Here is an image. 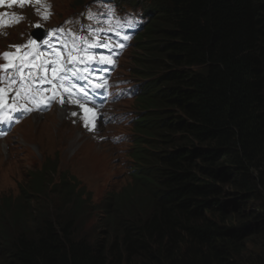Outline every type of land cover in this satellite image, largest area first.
Instances as JSON below:
<instances>
[{"label":"trees","instance_id":"obj_1","mask_svg":"<svg viewBox=\"0 0 264 264\" xmlns=\"http://www.w3.org/2000/svg\"><path fill=\"white\" fill-rule=\"evenodd\" d=\"M132 6L147 19L129 67L143 82L133 180L104 211L113 240L77 235L91 198L44 162L29 190L0 196V264H242L244 241L264 237V0ZM248 260L264 264V253Z\"/></svg>","mask_w":264,"mask_h":264},{"label":"rangeland","instance_id":"obj_2","mask_svg":"<svg viewBox=\"0 0 264 264\" xmlns=\"http://www.w3.org/2000/svg\"><path fill=\"white\" fill-rule=\"evenodd\" d=\"M119 1L121 2L118 10L119 16L125 20L126 24L131 25L133 20L129 14L132 13V5L142 0ZM55 2L58 20L70 13L73 14V11L77 9L73 5L75 0H55ZM116 16L118 17L117 14ZM139 53L140 51L133 42L120 62L116 81L121 85V89H125V93L122 101L117 105V102L115 103L116 111L120 116L117 122L116 113L113 112L111 117L116 121L112 122V126L101 125L99 127L101 131L95 132L96 130L82 128L79 123H75L74 118L61 122L58 118L57 106L47 114L27 117L19 129L11 132L5 139H0L1 198H15L22 190L24 191V188L29 190V182L26 181L29 180L31 172L39 170L44 162L50 163V169L53 163L56 170L53 179L56 182L59 181L63 172H67L76 178L80 187L86 189L85 197L88 200L91 198L90 208L87 207L86 212L76 219L77 223L74 227L77 235L86 236L94 243L99 241L108 244L113 240L114 233L111 230L108 233L105 229L104 211L109 196H114L118 192L123 193L133 180L131 152L135 125L130 120L132 114L129 113L137 110L135 104L137 98L135 99V94H130V90L136 92L143 80L133 75L129 67H131L134 56ZM42 127L46 130L43 131ZM112 136L120 137L119 142H112ZM75 138L80 139L75 141ZM20 186L23 188L20 189ZM59 196L61 195L52 194L48 199L50 203H54L55 199L56 201L61 200ZM38 197L41 200L31 202L39 212L42 207H45L43 206L45 203L44 196ZM71 207V204L64 205L59 211L63 218L69 217ZM0 243H2L1 239ZM243 252V259L239 261V263L243 262L242 264H246L248 259H254L263 254L264 237H251L245 240ZM260 260L262 261L261 258Z\"/></svg>","mask_w":264,"mask_h":264},{"label":"bare ground","instance_id":"obj_3","mask_svg":"<svg viewBox=\"0 0 264 264\" xmlns=\"http://www.w3.org/2000/svg\"><path fill=\"white\" fill-rule=\"evenodd\" d=\"M142 7H140V9H141ZM142 32V31H141ZM17 59V58H16ZM58 108H59V114H58V118H60V121L62 122V121H64L65 119H67V118H70L71 116H73L72 118H74L75 120H80L81 119V115H80V112L77 110V109H75L74 107H72V106H70L68 103H63V104H61V105H59L58 106ZM72 113H76V115H72ZM37 114H40V113H37ZM34 115H36V114H34ZM57 116V115H56ZM54 120H56V119H54ZM25 121V120H24ZM24 121H22L20 124H19V126H17L16 127V129H19L21 126H22V124L24 123ZM52 122V121H51ZM50 122V124H49V126L51 127V123ZM102 125V124H101ZM103 126V125H102ZM15 129V130H16ZM42 129H43V127H42ZM53 129V128H52ZM44 130H46L45 128L43 129V131ZM80 138H75L74 140L75 141H78Z\"/></svg>","mask_w":264,"mask_h":264},{"label":"snow or ice","instance_id":"obj_4","mask_svg":"<svg viewBox=\"0 0 264 264\" xmlns=\"http://www.w3.org/2000/svg\"><path fill=\"white\" fill-rule=\"evenodd\" d=\"M2 3H4V0H0V4H2ZM9 6H11V4H9ZM20 6H21V7L24 6V5H23V2H21ZM44 18L46 19L47 16L45 15ZM17 22H18V20H17ZM37 26H39V25H37ZM124 39H127V37H124ZM43 43H44V44H48V40H44ZM29 44H32L34 47H39L38 45H36L35 41H32V40L29 41ZM94 46H95V45H94ZM104 46H106V45H104ZM121 47H122V46H121ZM3 56H4L5 59H8L9 56H10V54H9V53H4ZM102 61L105 62V63H113V61H111V60H107V59H104V58H102ZM8 66H9V65H4L3 67L7 68ZM13 66H16V65H13ZM42 66H43V65H42ZM17 67H18V66H17ZM61 103H63V101H61ZM81 107H83V105H81ZM72 115H76V113H72ZM86 127H87V124H86Z\"/></svg>","mask_w":264,"mask_h":264}]
</instances>
